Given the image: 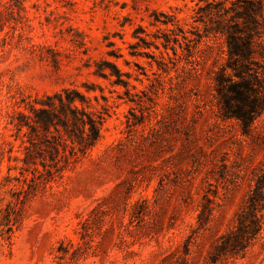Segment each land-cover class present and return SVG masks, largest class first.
Returning a JSON list of instances; mask_svg holds the SVG:
<instances>
[{
  "label": "rangeland",
  "instance_id": "1",
  "mask_svg": "<svg viewBox=\"0 0 264 264\" xmlns=\"http://www.w3.org/2000/svg\"><path fill=\"white\" fill-rule=\"evenodd\" d=\"M198 3L203 4L201 0H0V264H264V229L236 256L214 248L217 238L235 226L255 180L264 173V114L252 137L243 136L235 121L224 122L221 128L211 125L217 107L212 77L205 70L195 90L213 110L198 116L189 102L186 118L196 117L195 136L182 134V139L195 137L213 155L210 160L193 158L198 154L191 147V157H174L177 169L167 173L161 166L163 158L147 160L154 151L151 143L134 145L138 133H129L127 121H134L131 111L140 114L138 105L129 100L123 86L113 84L115 77L95 73L98 64L111 62L135 86L131 92L144 89L148 82L144 73L157 70L146 53L159 57L164 48H147L135 37L136 30L142 27L145 33L139 35L153 41L158 28L166 29L153 25L155 14L165 13L189 32ZM259 60L264 65V59ZM205 66H214L212 59ZM110 71L106 67L105 72ZM259 71L264 75L262 68ZM257 87L264 90V85ZM65 88L85 94L90 110L104 115L101 140L61 176L36 190L15 218L12 208L18 197L23 198L19 195L23 184L16 179L20 170L14 168L22 163L13 158L22 152L11 117L15 112L29 113L27 103L40 107L37 102ZM161 143L157 154L162 157L177 153L181 145L173 132L166 133ZM151 164L157 166L155 171L147 167ZM261 191L264 194V187ZM108 197L114 212H93ZM142 200L148 201L147 208L138 213L135 203ZM259 209L264 222V200ZM90 215L92 221L84 227Z\"/></svg>",
  "mask_w": 264,
  "mask_h": 264
},
{
  "label": "trees",
  "instance_id": "2",
  "mask_svg": "<svg viewBox=\"0 0 264 264\" xmlns=\"http://www.w3.org/2000/svg\"><path fill=\"white\" fill-rule=\"evenodd\" d=\"M192 17L195 25L189 32L178 24L176 18L165 13L155 14L153 25H164L166 29L158 28L153 35V41L139 35L145 33L142 27L135 32L137 37L147 48L154 46L160 50V56L148 54L157 64V70L151 75L144 73L148 81L144 89L131 92L129 80L123 78V73L111 62L98 64L96 74L105 79L115 77L113 84L123 86L130 101L136 103L140 114L131 111L127 127L130 132H137L138 138L134 145L141 147L145 142L153 145L152 155L147 160L156 161L163 158L161 166L164 171L172 173L177 169L174 157L197 158L202 156L211 159L212 152L194 141L182 139V134L190 137L196 129V117L186 118L187 105L193 103L198 116H206L213 108H207L201 94L195 90L205 75V70L213 81V98L216 100V119L211 125L222 127V123L235 121L243 136L252 137L256 132L254 125L264 114V90L257 86L264 85V65L259 58L264 59V0H201ZM172 25V28H169ZM187 33H191L189 36ZM147 35V34H146ZM207 40L203 49L199 45ZM160 42V45L157 42ZM226 47V49H224ZM136 48V46H132ZM178 48L181 52H178ZM218 48V51H217ZM171 50V56L168 50ZM137 52H132L136 55ZM222 54L226 57L223 58ZM212 59L210 69L205 64ZM224 60V62H221ZM106 67L111 71L105 72ZM258 69L256 72L253 70ZM130 78L129 74H126ZM137 80L141 81L139 78ZM143 82V81H141ZM89 98L77 89L65 88L54 95L46 96L36 107L27 103L29 113L15 112L10 124L14 127L15 136L21 140V157H14V161L21 162L20 177L22 190L12 208L15 218L22 210L25 201L44 188L49 182L61 176L62 172L80 156L87 155L100 142L101 127L104 122L102 113L90 110ZM142 127L140 130L137 127ZM173 132L174 140H180L179 151L168 157H162L159 150L161 140L166 133ZM187 141V142H186ZM11 145L10 141L6 142ZM196 149L194 155L190 148ZM193 154V155H191ZM191 155V156H190ZM150 171L157 166L149 165ZM10 170V169H9ZM264 177V173L261 175ZM261 177L255 180L242 207L236 215L235 226L222 234L214 243V248L223 250L225 254L233 256L244 252L253 239L264 229V222L260 216V201L264 200L261 189L264 182ZM119 185L114 192L118 191ZM112 197L105 198L93 212L110 215L115 210L111 205ZM124 203L126 198L123 199ZM147 200L137 201L135 208L138 213H145ZM126 204V203H125ZM140 209V212H139ZM92 215L85 218L82 225L88 227ZM99 244L97 245V249Z\"/></svg>",
  "mask_w": 264,
  "mask_h": 264
}]
</instances>
